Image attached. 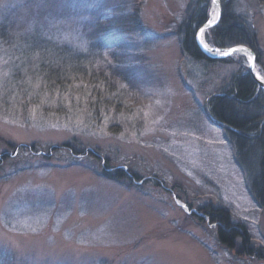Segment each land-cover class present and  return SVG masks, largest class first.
Returning <instances> with one entry per match:
<instances>
[{"label": "rangeland", "instance_id": "374dc122", "mask_svg": "<svg viewBox=\"0 0 264 264\" xmlns=\"http://www.w3.org/2000/svg\"><path fill=\"white\" fill-rule=\"evenodd\" d=\"M220 1L255 31L264 78V0ZM215 12L0 0V264H264L221 242L212 217L224 210L264 248V207L207 110L251 56L182 51L184 21Z\"/></svg>", "mask_w": 264, "mask_h": 264}, {"label": "trees", "instance_id": "16d2710c", "mask_svg": "<svg viewBox=\"0 0 264 264\" xmlns=\"http://www.w3.org/2000/svg\"><path fill=\"white\" fill-rule=\"evenodd\" d=\"M208 19V15L198 17L194 13L180 26L179 32L182 34L181 45L184 54L198 62L214 64L227 58L205 54L196 41L197 30ZM206 39L211 45L221 48L249 46L258 59L255 31L242 18L231 13L227 6L220 21L207 31ZM220 86V90L208 98V113L213 121L222 125L227 140L235 146L238 165L250 177L251 193L255 201L264 207V90L247 69L232 73L230 80ZM118 173L120 174L116 170V174ZM112 175L109 173L107 177L111 178ZM212 217L214 221H219L217 234L221 242L230 249L237 248L239 253L264 259V248L251 246L248 229L233 226L228 214L222 209L213 211Z\"/></svg>", "mask_w": 264, "mask_h": 264}, {"label": "water", "instance_id": "95a60500", "mask_svg": "<svg viewBox=\"0 0 264 264\" xmlns=\"http://www.w3.org/2000/svg\"><path fill=\"white\" fill-rule=\"evenodd\" d=\"M214 2L216 3L217 7H218V13L216 16H213L211 19H209L203 26H201L196 34V41L200 47V49L206 53L207 55L213 56V57H224L222 55H220L221 52H227L229 51L230 48H243L244 51H237L235 53H249L250 57V73L252 78L264 88V78L262 76H260L256 70V62H255V53L254 51L245 45H236V46H232V47H215V46H211L210 44L207 43L206 38H205V32L207 30H209L211 27L215 26L220 17H221V1L220 0H214ZM209 21H214V23H209ZM232 53L231 55L235 54Z\"/></svg>", "mask_w": 264, "mask_h": 264}, {"label": "snow or ice", "instance_id": "6c2138e0", "mask_svg": "<svg viewBox=\"0 0 264 264\" xmlns=\"http://www.w3.org/2000/svg\"><path fill=\"white\" fill-rule=\"evenodd\" d=\"M213 2H214V0H213ZM209 23H214V21H209ZM237 51H244V49L243 48H239V49H237V48H230L229 51H227V52H221L220 55H222V56H230L232 53H235Z\"/></svg>", "mask_w": 264, "mask_h": 264}, {"label": "bare ground", "instance_id": "6f19581e", "mask_svg": "<svg viewBox=\"0 0 264 264\" xmlns=\"http://www.w3.org/2000/svg\"><path fill=\"white\" fill-rule=\"evenodd\" d=\"M215 15H216V12H215V14H213V16H215ZM213 16H212V17H213Z\"/></svg>", "mask_w": 264, "mask_h": 264}]
</instances>
